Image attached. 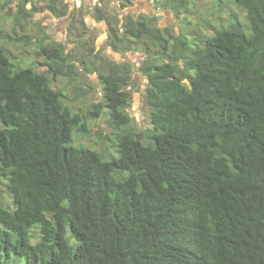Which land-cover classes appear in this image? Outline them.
I'll return each mask as SVG.
<instances>
[{"label":"trees","instance_id":"16d2710c","mask_svg":"<svg viewBox=\"0 0 264 264\" xmlns=\"http://www.w3.org/2000/svg\"><path fill=\"white\" fill-rule=\"evenodd\" d=\"M41 1L78 37L71 49L42 33L45 71L15 64L0 45V264H264V0H214L226 13L207 35L188 16L182 25L183 14L197 16L191 0H155L178 32L156 15ZM34 2L4 0L14 34L0 20V40L35 42ZM89 13L106 21L109 47L143 53L141 63L88 47ZM76 62L102 79L83 112L54 86L79 76ZM134 68L146 78L145 126L129 111ZM104 115L118 150L105 158L75 143Z\"/></svg>","mask_w":264,"mask_h":264},{"label":"rangeland","instance_id":"374dc122","mask_svg":"<svg viewBox=\"0 0 264 264\" xmlns=\"http://www.w3.org/2000/svg\"><path fill=\"white\" fill-rule=\"evenodd\" d=\"M18 0H15L17 2ZM86 2L91 3L92 1L96 0H85ZM122 1L126 2L128 4L127 7H120L122 5ZM102 7L107 9L109 8L111 12L114 14H117L118 12L122 14H126L128 12L139 15L142 13L149 14L153 13L157 15L158 23L162 27H166V29H170L172 32H178L179 27L181 25L180 20L176 17V14L173 12L172 9H166L162 7L156 8L155 12H153L152 5L148 2V0H144L142 2L141 0H101ZM217 2V1H216ZM214 0H191L190 2L186 1L185 5L198 11L197 16L199 19L205 18L208 20L207 24H199L202 21H199L198 17L195 15H187L186 13L181 16V21L183 25V21L185 19V16H188L189 19L194 21L191 23V27L194 28L196 26L200 27L204 33H208V28L215 25H219L218 17H222L225 15L226 10L223 9L218 2L216 3ZM4 3V0H0V20L3 24L6 31L11 32L14 34L13 31V17L7 16L8 15V8L2 7V4ZM35 3L39 6H43V2L41 0H35ZM153 3H156L154 1ZM12 4V5H11ZM151 6H150V5ZM10 5L13 6V9H16V5L14 1ZM89 5V4H88ZM9 7V6H8ZM226 7H233V11L242 14L241 10L235 5H226ZM14 11V10H13ZM118 11V12H117ZM229 11V9H228ZM41 13H36L35 22L31 23L28 26L27 33L32 35L34 39L37 40L39 37H41L43 32L49 31V28L52 27L53 29L50 30V33L55 36L58 40L66 39V45L69 46V41L72 38H77V33L68 35V30L65 33V26L67 25L66 22L67 18L64 19H57L52 14H50L47 11H40ZM87 23L90 27L88 30V33L85 34L83 37L84 39L89 40V46H94L97 50H101V55H106L111 57V59L122 62L126 60H130L131 62H134L135 64H140L142 59L144 58V55L138 52H132L127 51L125 53H122L117 50H112L111 48H108V46H105V41L107 38V26L105 23H101L100 21L95 20L91 15L87 16ZM65 22V26H64ZM228 23V21H227ZM67 29V27H66ZM80 27L76 30V32L80 31ZM18 33L22 34L23 30L18 27L17 29ZM16 31V32H17ZM213 31V29H212ZM64 34L66 37H64ZM37 41L31 42L29 44H24L22 42H10L8 44L4 43L2 40H0V45L4 44L6 46H9L14 54V59L12 57V60L15 64L20 65L21 67H34L37 71H45L46 65L45 63V57H37L35 55L36 47H37ZM80 43L77 44L78 49L76 50L77 54L81 56L84 54V49H79L80 46H78ZM71 49H74L76 47V43L70 41ZM77 63L76 70L80 73L77 77H69L66 75H61L57 77L56 82H54V86L57 88H61L64 90L62 95V100L65 105L70 106L74 108L78 112H83L87 110L89 107L92 106V104L96 101H98L101 97L102 92V86H101V76L99 77L97 72H90L87 69L90 68L88 66H84L82 63L80 65V62ZM38 67V68H37ZM98 71L101 69V66L97 67ZM134 79L133 83L128 87L132 92V106L130 107L129 111L132 113V115L137 119V121L141 125H146L148 120V108L146 106L144 97H145V84H146V78L144 75L141 74L136 68H134L133 71ZM90 130L87 134L83 136L76 137L75 135V143L77 145H85L89 148H92L96 151H98L101 155L105 156L107 153H114L117 155L118 150L115 149L113 146V141L115 138V131L112 130V128H109L107 126V117L101 116V118L98 119H92L89 122ZM102 132V134H108L112 133V139L110 140H104L102 142L99 137L97 136L98 132ZM109 154V155H110ZM3 185L0 184V199H7L8 195L6 191L2 190Z\"/></svg>","mask_w":264,"mask_h":264},{"label":"clouds","instance_id":"9594fccd","mask_svg":"<svg viewBox=\"0 0 264 264\" xmlns=\"http://www.w3.org/2000/svg\"><path fill=\"white\" fill-rule=\"evenodd\" d=\"M35 1V0H34ZM69 1V3H70V6H69V9H70V11H77L81 6H86V8L85 9H87V6H88V8H92V6H95L96 4H99V5H101L102 6V2H101V0H96V1H92L91 2V4H86V1L85 0H82V2H81V5H77L76 4V2H75V0H68ZM155 0H148V2L152 5H150L152 8H153V12H155V10H156V8H157V6H156V3H153ZM42 2V1H41ZM123 2V1H122ZM144 2V1H143ZM35 3V2H34ZM36 4V3H35ZM37 5V4H36ZM38 7H39V9H38V11H36L35 12V14L36 13H41L40 11H47V12H49L50 14H52L55 18H57V19H59V18H61V17H58V16H56V15H54L52 12H50L48 9H44L43 10V8H41L42 7V5L41 6H39V5H37ZM32 7V3H29L28 5H27V8H31ZM127 7V6H126ZM127 14V13H126ZM142 14H145V13H142ZM88 15H91L95 20H97V21H100L101 23H105L106 24V26H107V23H106V21L105 20H98L97 19V17H96V15L95 14H87L85 17L87 18V16ZM139 15H141V14H139ZM138 14L137 15H135L136 17L137 16H139ZM147 15V14H146ZM148 15H155V14H151V13H149ZM157 16V15H156ZM36 17V15H34V18ZM62 17H64V18H67V21H68V16H62ZM66 27H67V30H68V25H69V22L67 23L66 22ZM86 25H87V27H88V30L90 29V27H89V25H88V23H87V21H86ZM50 29V28H49ZM27 30H28V28H27ZM88 30H87V33H88ZM47 33H49V31L47 30L46 31ZM69 33V32H68ZM107 33H108V28H107ZM55 40H57V41H63L62 39L61 40H58L57 38H55V36H53L51 33H49ZM108 36H109V34L107 35V38H106V41H107V39H108ZM34 39V38H33ZM35 41H37V39L35 38L34 39ZM66 41V40H65ZM106 41H105V46H108V44L106 43ZM108 48H111V47H109L108 46ZM97 49H100V48H97ZM96 48H95V50H96V52L95 53H101V50L99 51V50H97ZM112 49V48H111ZM113 50V49H112ZM138 53H140V52H138ZM141 54H143V53H141ZM144 55V54H143ZM145 56V55H144ZM111 58V57H110ZM113 60V59H112Z\"/></svg>","mask_w":264,"mask_h":264},{"label":"crops","instance_id":"0c3cea01","mask_svg":"<svg viewBox=\"0 0 264 264\" xmlns=\"http://www.w3.org/2000/svg\"><path fill=\"white\" fill-rule=\"evenodd\" d=\"M141 1L143 2L144 0H141ZM86 4H91V3L86 2ZM61 18L64 19V17H61ZM61 18H59V19H61ZM87 19H88V18H86V21H87ZM64 26H65V22H64ZM51 29H53V28L50 27V29H49V33H50V30H51ZM66 31H67V29H66V26H65V33H66ZM64 37H66L65 34H64ZM62 40H66V39H62Z\"/></svg>","mask_w":264,"mask_h":264},{"label":"built area","instance_id":"2783aa9c","mask_svg":"<svg viewBox=\"0 0 264 264\" xmlns=\"http://www.w3.org/2000/svg\"><path fill=\"white\" fill-rule=\"evenodd\" d=\"M77 5H81L82 0H75Z\"/></svg>","mask_w":264,"mask_h":264}]
</instances>
